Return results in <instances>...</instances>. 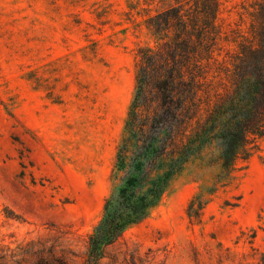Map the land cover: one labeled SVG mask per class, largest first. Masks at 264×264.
Segmentation results:
<instances>
[{"label": "rangeland", "instance_id": "obj_1", "mask_svg": "<svg viewBox=\"0 0 264 264\" xmlns=\"http://www.w3.org/2000/svg\"><path fill=\"white\" fill-rule=\"evenodd\" d=\"M263 2L219 0L214 56L221 66L231 67L250 41ZM171 3L0 0V264L21 259L29 241L60 234L85 253L116 188L112 170L138 53L172 38L150 26ZM256 145L226 177L216 151L191 162L110 257L117 264H264V136ZM196 197L207 205L193 221L187 211Z\"/></svg>", "mask_w": 264, "mask_h": 264}, {"label": "trees", "instance_id": "obj_2", "mask_svg": "<svg viewBox=\"0 0 264 264\" xmlns=\"http://www.w3.org/2000/svg\"><path fill=\"white\" fill-rule=\"evenodd\" d=\"M257 6L251 39L231 67L214 56L219 0H175L151 18L156 34L173 36L138 53L136 91L112 170L116 188L85 253L69 248L61 234L40 237L21 248L14 264H117L110 250L148 219L191 162L216 151L226 177L250 158L264 136V2ZM206 205L196 197L188 217L198 220Z\"/></svg>", "mask_w": 264, "mask_h": 264}]
</instances>
